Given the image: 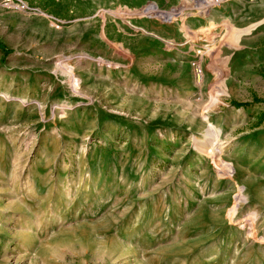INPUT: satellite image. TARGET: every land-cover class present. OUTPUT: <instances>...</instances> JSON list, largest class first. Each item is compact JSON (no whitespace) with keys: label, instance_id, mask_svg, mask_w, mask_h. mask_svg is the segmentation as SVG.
Instances as JSON below:
<instances>
[{"label":"rangeland","instance_id":"obj_1","mask_svg":"<svg viewBox=\"0 0 264 264\" xmlns=\"http://www.w3.org/2000/svg\"><path fill=\"white\" fill-rule=\"evenodd\" d=\"M25 1L0 264H264V0Z\"/></svg>","mask_w":264,"mask_h":264},{"label":"built area","instance_id":"obj_2","mask_svg":"<svg viewBox=\"0 0 264 264\" xmlns=\"http://www.w3.org/2000/svg\"><path fill=\"white\" fill-rule=\"evenodd\" d=\"M0 8L13 11H25L27 9H30L28 3L25 0H0ZM35 9L37 12L41 13L38 8ZM46 16L55 28H61L62 22L60 19L56 18L55 16ZM198 73H202V71L198 70Z\"/></svg>","mask_w":264,"mask_h":264}]
</instances>
